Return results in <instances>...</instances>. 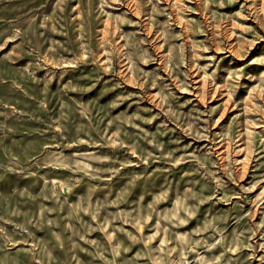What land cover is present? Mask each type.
<instances>
[{"label":"rangeland","instance_id":"374dc122","mask_svg":"<svg viewBox=\"0 0 264 264\" xmlns=\"http://www.w3.org/2000/svg\"><path fill=\"white\" fill-rule=\"evenodd\" d=\"M0 264H264V0H0Z\"/></svg>","mask_w":264,"mask_h":264}]
</instances>
